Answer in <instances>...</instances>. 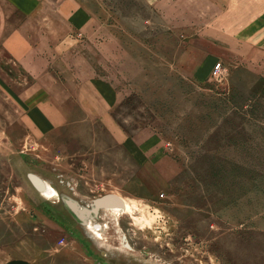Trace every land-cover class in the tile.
Returning a JSON list of instances; mask_svg holds the SVG:
<instances>
[{"label":"rangeland","instance_id":"1","mask_svg":"<svg viewBox=\"0 0 264 264\" xmlns=\"http://www.w3.org/2000/svg\"><path fill=\"white\" fill-rule=\"evenodd\" d=\"M247 1L0 0V264H264V53L210 41ZM46 91L70 119L33 132Z\"/></svg>","mask_w":264,"mask_h":264},{"label":"crops","instance_id":"2","mask_svg":"<svg viewBox=\"0 0 264 264\" xmlns=\"http://www.w3.org/2000/svg\"><path fill=\"white\" fill-rule=\"evenodd\" d=\"M247 2L248 4L243 7L235 8L232 11L226 10L230 13L229 17L240 16L242 18V21H240L242 22L241 25L236 24L234 20L229 21V23L223 25L224 28L221 33L210 35L211 43L230 54L246 59L264 53V0H248ZM241 18L239 19L241 20ZM227 29L229 32H227ZM15 57L18 56L15 55ZM77 88L79 90L76 92L75 97H78L80 101L83 98L95 100L94 104H96V107L89 110L85 116L100 121L110 135L114 139H118L120 129L115 125L111 116L114 99L113 86L106 81L93 78L81 81ZM45 93L39 101L34 102L37 104L38 109L40 108L38 110L39 113L36 111L37 114L35 112L25 113L24 120H26L33 132L47 133L65 124L70 119L67 110L55 106L56 104L49 100V92L46 91ZM38 120L43 122V124H38L36 122ZM5 264H17V261L9 259Z\"/></svg>","mask_w":264,"mask_h":264},{"label":"bare ground","instance_id":"3","mask_svg":"<svg viewBox=\"0 0 264 264\" xmlns=\"http://www.w3.org/2000/svg\"><path fill=\"white\" fill-rule=\"evenodd\" d=\"M30 177L32 179H38L41 184L38 186L39 191L42 192V194L44 196L47 197H55L58 198V193L51 188L47 183H44L43 181H41L39 178H37L36 176L30 175ZM103 204V208L107 209V210H111V212L115 213V214H119V213H127L128 212V208L125 204V202L116 197V196H109L107 198L104 199H100L99 201H97V204L99 205ZM87 224V223H86ZM89 228H92L95 232L97 231V227H93L92 224L88 223Z\"/></svg>","mask_w":264,"mask_h":264},{"label":"water","instance_id":"4","mask_svg":"<svg viewBox=\"0 0 264 264\" xmlns=\"http://www.w3.org/2000/svg\"><path fill=\"white\" fill-rule=\"evenodd\" d=\"M30 179H31L32 183L34 184V186H35L36 188H38V186L41 184V182H40L38 179H32L31 177H30ZM67 205L69 206L70 210L73 212V214H74L79 220H81V221L86 220V218H87V214H86V215H85V214H82V213L80 212V210H79V207H78L76 204H74V203H72V202H67Z\"/></svg>","mask_w":264,"mask_h":264},{"label":"built area","instance_id":"5","mask_svg":"<svg viewBox=\"0 0 264 264\" xmlns=\"http://www.w3.org/2000/svg\"><path fill=\"white\" fill-rule=\"evenodd\" d=\"M220 70H221V65H219V64L216 65L214 74L215 75L218 74L220 72Z\"/></svg>","mask_w":264,"mask_h":264}]
</instances>
